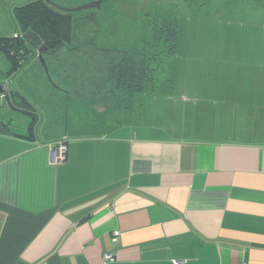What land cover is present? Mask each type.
<instances>
[{
  "label": "crops",
  "instance_id": "obj_1",
  "mask_svg": "<svg viewBox=\"0 0 264 264\" xmlns=\"http://www.w3.org/2000/svg\"><path fill=\"white\" fill-rule=\"evenodd\" d=\"M185 64L131 98L8 73L0 109L32 114L0 132V264H264V63Z\"/></svg>",
  "mask_w": 264,
  "mask_h": 264
},
{
  "label": "rangeland",
  "instance_id": "obj_2",
  "mask_svg": "<svg viewBox=\"0 0 264 264\" xmlns=\"http://www.w3.org/2000/svg\"><path fill=\"white\" fill-rule=\"evenodd\" d=\"M29 1L0 0V36L19 31L14 7ZM52 1L60 7L76 8L98 0ZM260 6L258 0H102L100 8L75 12L72 43L55 54L45 53L44 61L64 66L71 83L93 79L95 84L108 87L109 93L114 87L119 89L126 98L139 93L131 79L137 71L135 61L143 59L130 51L144 53L149 66L160 64L157 87L170 76H178L179 67L188 61L200 68L206 65L213 75L214 69L225 67L227 61L263 65L264 6ZM173 18L178 21V49L175 54H163L164 44L158 45L155 35ZM32 59L38 67V71H30L32 77L45 78L42 61ZM123 60L130 65H123ZM11 68L10 59L0 49V85H5ZM25 110L27 107L8 106L1 108L0 114L7 113L9 121L23 126L28 120Z\"/></svg>",
  "mask_w": 264,
  "mask_h": 264
},
{
  "label": "trees",
  "instance_id": "obj_3",
  "mask_svg": "<svg viewBox=\"0 0 264 264\" xmlns=\"http://www.w3.org/2000/svg\"><path fill=\"white\" fill-rule=\"evenodd\" d=\"M75 13H69L48 3L46 0H32L14 7V15L19 25V31L12 36H0V49L5 52L12 63L9 74L22 67L29 58H34L41 47H47V53H56L63 46L71 44L74 39L73 23ZM161 32L156 36V43L164 44L161 52L175 54L178 49L179 28L177 19L165 21ZM126 54L127 52H123ZM139 61H135L137 71L132 77L139 92L150 91L158 80L157 74L160 64L149 66L146 63L147 56L142 52H128ZM123 65H130L123 60ZM31 112V110H25ZM34 117V116H33ZM35 118V117H34ZM34 120V119H33ZM34 121L31 122L32 130ZM10 131L9 127L0 122V132Z\"/></svg>",
  "mask_w": 264,
  "mask_h": 264
},
{
  "label": "built area",
  "instance_id": "obj_4",
  "mask_svg": "<svg viewBox=\"0 0 264 264\" xmlns=\"http://www.w3.org/2000/svg\"><path fill=\"white\" fill-rule=\"evenodd\" d=\"M8 95L6 93H3L0 95V105L4 101V99ZM68 147L67 144L65 143V140H59L55 143V146L51 147V152H52V159L54 162H62L65 160L66 153H67ZM119 234L118 231H114V236L117 237ZM113 259V254L107 253L105 255V260H112ZM175 264H185V261H175Z\"/></svg>",
  "mask_w": 264,
  "mask_h": 264
},
{
  "label": "water",
  "instance_id": "obj_5",
  "mask_svg": "<svg viewBox=\"0 0 264 264\" xmlns=\"http://www.w3.org/2000/svg\"><path fill=\"white\" fill-rule=\"evenodd\" d=\"M48 3L52 4L53 6L59 8L60 10L62 11H65V12H69V13H75V12H79V11H82V10H85V9H88V8H92V7H95V8H100L101 7V4H102V0H98V1H93V2H90L88 4H85L83 6H79V7H76V8H65V7H60L58 6L55 2H53L52 0H46ZM47 51V47H41L40 50H39V59L42 61V65H44L46 68H47V63L46 61H44V54L46 53ZM2 89L1 85H0V90ZM4 125L6 126H10V121L9 122H2Z\"/></svg>",
  "mask_w": 264,
  "mask_h": 264
},
{
  "label": "flooded vegetation",
  "instance_id": "obj_6",
  "mask_svg": "<svg viewBox=\"0 0 264 264\" xmlns=\"http://www.w3.org/2000/svg\"><path fill=\"white\" fill-rule=\"evenodd\" d=\"M58 52V51H57ZM56 52V53H57ZM47 53V52H46ZM49 54H52V53H49ZM55 54V53H54ZM34 58H38L39 59V52H38V54L34 57Z\"/></svg>",
  "mask_w": 264,
  "mask_h": 264
}]
</instances>
